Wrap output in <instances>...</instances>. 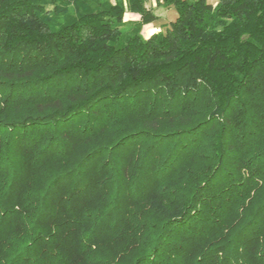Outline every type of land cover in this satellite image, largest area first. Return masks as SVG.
Instances as JSON below:
<instances>
[{
	"label": "trees",
	"instance_id": "16d2710c",
	"mask_svg": "<svg viewBox=\"0 0 264 264\" xmlns=\"http://www.w3.org/2000/svg\"><path fill=\"white\" fill-rule=\"evenodd\" d=\"M156 1L0 0V264H264V0Z\"/></svg>",
	"mask_w": 264,
	"mask_h": 264
},
{
	"label": "rangeland",
	"instance_id": "374dc122",
	"mask_svg": "<svg viewBox=\"0 0 264 264\" xmlns=\"http://www.w3.org/2000/svg\"><path fill=\"white\" fill-rule=\"evenodd\" d=\"M147 8H151L153 12L157 13L159 18L158 20L154 21L153 23L148 24L149 26L147 27V29L150 31L155 32L158 29V26L161 23H168L170 20L175 18V13L172 10V8H165L163 6H161L160 4L157 3L156 0H148L147 4H146ZM154 13V14H155ZM130 18H137V15L134 14H130V13H126L124 16V20L126 21L127 19ZM148 33V32H147ZM144 35H147L146 33H143Z\"/></svg>",
	"mask_w": 264,
	"mask_h": 264
},
{
	"label": "crops",
	"instance_id": "0c3cea01",
	"mask_svg": "<svg viewBox=\"0 0 264 264\" xmlns=\"http://www.w3.org/2000/svg\"><path fill=\"white\" fill-rule=\"evenodd\" d=\"M154 13H155V12H154ZM155 15L159 18V16H158L157 13H155ZM130 19H133V18H130ZM135 19H136V18H135ZM148 26H149V25H146V26L143 27L142 33H146L147 35H149V34L152 33V31L149 32V30L147 29ZM153 30L157 31L156 28L153 29ZM147 32H148V33H147Z\"/></svg>",
	"mask_w": 264,
	"mask_h": 264
}]
</instances>
